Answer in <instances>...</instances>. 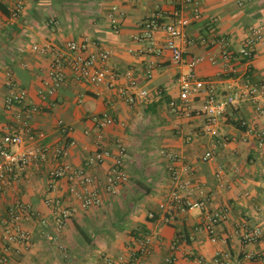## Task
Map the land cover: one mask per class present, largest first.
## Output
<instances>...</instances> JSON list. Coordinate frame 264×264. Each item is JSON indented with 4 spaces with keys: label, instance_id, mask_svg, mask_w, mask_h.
I'll return each mask as SVG.
<instances>
[{
    "label": "crops",
    "instance_id": "obj_1",
    "mask_svg": "<svg viewBox=\"0 0 264 264\" xmlns=\"http://www.w3.org/2000/svg\"><path fill=\"white\" fill-rule=\"evenodd\" d=\"M192 1L181 10L190 23L175 39L182 59L200 58L195 76L211 85L216 99L237 94L212 124L214 136L206 132L205 95L180 100L177 77L185 69L171 62L163 30L144 25L172 22V2L0 0V135L21 133L12 114L1 110L10 78L26 104L37 107L30 123L44 134L24 148H48L45 163L27 167L0 191V264H264V139L258 137L264 115L256 110L264 96H241L264 79V41L248 62L223 60L224 53L235 57L251 27L262 26L264 37V0ZM112 6L116 33L107 20ZM66 42L83 45L85 54L107 52L112 86L90 85L68 72L66 83L47 95L43 81L52 57L32 46ZM104 118L111 123L101 126ZM59 122L74 144L55 159L54 149L64 145ZM205 152L211 160H200ZM60 164L91 179L75 182L79 197L69 192L67 177L47 187L49 172ZM116 172L126 180L109 184ZM88 194L99 202L82 208L80 197ZM176 199L202 206L181 209ZM18 202L29 206V217L17 223L29 238L7 242V209ZM61 212L67 217L57 228ZM255 231L254 241H243ZM140 240L147 241L143 255L136 253Z\"/></svg>",
    "mask_w": 264,
    "mask_h": 264
},
{
    "label": "built area",
    "instance_id": "obj_2",
    "mask_svg": "<svg viewBox=\"0 0 264 264\" xmlns=\"http://www.w3.org/2000/svg\"><path fill=\"white\" fill-rule=\"evenodd\" d=\"M172 2L176 9L173 13V20L168 24H157L154 20L145 22L144 25L149 29L161 28L165 33V48L168 50L171 58V62L176 65L184 67L185 72L180 73L177 77V83L179 87V98L181 101L186 102L191 93H203L205 95L204 104L202 106V112L206 116V132L212 136L216 133L212 129V124L216 119L220 117L229 105H232L237 98V94H228L221 99H216L213 94L211 85L198 79L195 76L194 68L200 62V58H192L189 61L184 62L182 59V51L175 39L180 35L182 28L190 23V18L184 17L181 14V10L187 6L194 4L192 0H168ZM20 3H18L13 11L12 15L15 16L20 11ZM192 18H197L198 13L196 10L192 11ZM107 20L109 27L113 33L118 31V17L115 7H110L107 14ZM264 41L263 27L253 26L248 31V36L241 45L238 53L231 57L230 54L224 53L223 60H243L244 62L250 61L254 53V47L256 43ZM34 52L40 54H49L52 57V61L49 66L47 78L43 81L46 87L45 93L52 95L57 92L66 83V75L69 72L76 79L81 80L90 85H99L105 83L108 87L113 84V75L110 74L106 68V61L108 53L105 51H99L95 54H85L83 52L84 46L78 45L73 42H66L62 47H57L51 44H43L42 46H32ZM230 69V68H229ZM10 76L9 74L7 75ZM9 95L3 100L1 110L6 113H11L12 118L17 121L21 128V133H3L0 135V191L8 187L11 181L18 174H21L27 167H38L47 160L48 148L40 146L34 149H25L24 146L27 142H34L43 138L44 134L40 131H36L31 126V117L37 112V107L30 106L25 102V92L15 86L14 82L9 78L7 82ZM143 94V93H142ZM249 98H258L264 96V79L258 83H254L247 87L245 94L241 95ZM126 101L132 103L133 99L130 95L126 96ZM257 112L264 115V105L258 107ZM111 120L104 118L101 120L100 125L104 126L110 124ZM61 133L64 135V145L58 146L53 151V157L55 159H61L65 153V146H72L74 143L71 139L65 137L69 132V128L63 126L60 122ZM240 126L243 127L244 123L241 122ZM260 139H264V133L258 134ZM14 149V150H12ZM122 150L119 149V154ZM170 160H177L174 155H167ZM212 159L210 152H205L200 156L201 161H208ZM93 161L101 162V155L95 154ZM119 164V161L116 162ZM47 187H51L52 183L61 177H67L72 183L69 187V192L74 196H78L75 192V182L82 184H88L91 179L85 175L82 169H72L69 165L60 164L57 169L50 171ZM174 178H176L174 176ZM126 180L123 173L116 172L112 177H108L107 182L109 184L120 183ZM79 197V196H78ZM81 207L87 208L98 204V199L91 194L81 196ZM177 204L181 209H200L202 204L200 202H190L187 200L176 199ZM44 203L49 205L48 199L44 200ZM7 228L4 232V239L7 242H25L28 240L27 232L21 230L17 223L20 221V217H29V206L24 203H15L7 209ZM66 213H57L54 217L57 228L61 227L63 221L66 219ZM12 229V230H11ZM211 234V229H208ZM258 233L255 231L251 235L246 234L243 236L244 242L254 241ZM147 241H138L136 253L143 255L147 252ZM104 264H123L121 260L113 261L111 259H105ZM136 264L135 260H131V263Z\"/></svg>",
    "mask_w": 264,
    "mask_h": 264
},
{
    "label": "trees",
    "instance_id": "obj_3",
    "mask_svg": "<svg viewBox=\"0 0 264 264\" xmlns=\"http://www.w3.org/2000/svg\"><path fill=\"white\" fill-rule=\"evenodd\" d=\"M0 10H3L1 6H0Z\"/></svg>",
    "mask_w": 264,
    "mask_h": 264
}]
</instances>
